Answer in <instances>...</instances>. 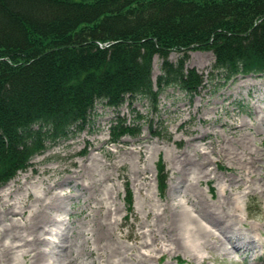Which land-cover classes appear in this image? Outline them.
<instances>
[{"label":"rangeland","instance_id":"374dc122","mask_svg":"<svg viewBox=\"0 0 264 264\" xmlns=\"http://www.w3.org/2000/svg\"><path fill=\"white\" fill-rule=\"evenodd\" d=\"M182 53L171 50L168 57L175 62ZM186 53L185 68L203 78L195 93L167 88L157 109L145 99L118 108L98 104L83 130L48 144L0 186V231L5 229L0 264H32L33 256L40 264H112L121 255L120 264H134L139 245L134 234L141 226L146 231L153 215L171 205L189 209L214 237L195 254L174 249L145 264H264V75L240 74L216 86L209 82L212 50L188 47ZM160 64L154 55V81ZM137 116L139 135L109 142L116 118L128 124ZM159 162L166 173L161 193ZM200 192L216 206L217 227L192 211L204 204L197 201ZM6 200L17 202L15 215L2 212ZM167 214L158 223L164 225ZM225 224L231 227L227 236L221 233ZM155 229L158 236L166 234ZM146 249L155 248L141 251Z\"/></svg>","mask_w":264,"mask_h":264},{"label":"trees","instance_id":"16d2710c","mask_svg":"<svg viewBox=\"0 0 264 264\" xmlns=\"http://www.w3.org/2000/svg\"><path fill=\"white\" fill-rule=\"evenodd\" d=\"M188 47L212 50L216 86L264 75V0H0V186L83 130L98 104L157 109L167 88L195 93L203 78L185 68ZM171 50L183 52L175 62ZM137 118H116L109 142L139 135ZM157 172L161 193L162 162Z\"/></svg>","mask_w":264,"mask_h":264},{"label":"bare ground","instance_id":"6f19581e","mask_svg":"<svg viewBox=\"0 0 264 264\" xmlns=\"http://www.w3.org/2000/svg\"><path fill=\"white\" fill-rule=\"evenodd\" d=\"M197 147V146H196ZM248 157V156H247ZM242 160V159H241ZM248 167V166H247ZM87 168V167H86ZM246 168V167H245ZM68 169V168H67ZM191 169V168H190ZM87 171V170H86ZM247 173V172H246ZM80 175V174H79ZM255 177V176H254ZM254 179V178H253ZM238 180V179H237ZM247 180V179H246ZM258 180V179H257ZM241 181V180H240ZM191 182V181H190ZM56 183V182H55ZM241 183V182H240ZM255 184V183H254ZM264 184V183H263ZM83 185L86 186V184L84 183ZM242 185V184H241ZM248 185V184H247ZM243 186V185H242ZM8 188V187H7ZM23 188V187H22ZM9 189V188H8ZM25 189V188H24ZM192 189V188H191ZM256 189V188H255ZM12 190V189H11ZM189 190V189H188ZM259 190V189H258ZM251 191V190H250ZM255 191V190H254ZM7 192V191H6ZM228 193V192H227ZM9 194V192L7 193V195ZM13 194V193H11ZM192 194V193H190ZM6 195V196H7ZM263 195V194H262ZM229 197V196H228ZM5 198V197H4ZM38 198V197H37ZM173 198V197H172ZM197 201L201 200L204 202V204L201 207H198L192 211H195L198 213V216L201 219H204L206 223H210L211 221L216 223V227H217V222H216V216L213 215L214 212L216 211V206H213L206 200V198H204L203 193H199L197 196ZM3 199V198H2ZM7 199V198H6ZM171 199V198H170ZM167 202L168 203V200ZM187 200L190 201V198H187ZM7 202L3 203L4 206V210L2 212H7L8 214H12L15 215L16 212V208L17 207V202H9L8 200H6ZM45 201V200H44ZM43 201V202H44ZM172 201V200H171ZM42 202V200H41ZM42 202V203H43ZM215 202V201H214ZM1 203V202H0ZM197 203V202H196ZM222 203V201H221ZM163 204V203H162ZM199 205V204H198ZM217 205V204H216ZM239 205V204H238ZM42 206V205H41ZM180 206V205H179ZM185 206V205H184ZM196 206V205H195ZM47 208V207H46ZM49 208V207H48ZM181 207H175L174 205L171 206H165L164 209L162 210V212L160 214H154L153 216V221L152 223L147 224V230H141L144 226H141L140 228V232L135 233V237L136 239L138 238V252H136L137 254H135V257H138L135 261L134 264H145L147 259H152L153 257H155L158 254L164 253L165 251H171V250H178V249H182L185 250L187 252H191L193 254L197 253L199 251V249H204L208 237L210 239L211 236L214 237V231H212L211 228H209L207 226V224L201 222L200 219H198L196 216H194L193 214H191L187 209L182 208ZM224 207L222 206H218L219 212L222 213H226V210L223 209ZM236 208V207H235ZM162 209V208H161ZM160 209V210H161ZM42 210V209H41ZM108 210V209H107ZM40 211V210H39ZM46 211V210H45ZM109 211V210H108ZM165 211L168 212V214L166 215L167 218H165L164 221V225H161L162 223H158V220L162 218V215L165 214ZM233 211V209H232ZM34 212V211H33ZM17 213H19L17 211ZM232 213V212H231ZM22 214H24V212L22 211L21 214H19L22 217ZM110 215V214H109ZM11 216V215H10ZM36 216V215H35ZM241 216V215H240ZM239 216V218H240ZM3 217V216H2ZM28 217V216H27ZM108 217V216H107ZM234 217V216H233ZM51 218V217H50ZM104 218H106V216H104ZM25 219V218H24ZM30 219V218H29ZM108 220V219H107ZM45 221V220H44ZM105 221V220H104ZM110 221V219H109ZM239 221V220H238ZM241 221V220H240ZM50 222V221H49ZM160 222V221H159ZM163 222V221H162ZM35 223V222H33ZM38 223V222H37ZM42 224V223H41ZM49 224V223H48ZM53 224V222H52ZM40 225V224H39ZM212 225V224H211ZM37 226V225H36ZM46 225H44L45 227ZM214 226V225H213ZM223 227H226V229L222 230V235H226V232L229 233L231 232V227L228 224L222 225ZM160 229L162 233H165V235L163 236H158L156 234V229ZM215 227V226H214ZM44 229V228H43ZM219 229H222L219 226ZM47 230V229H46ZM59 230V228H58ZM50 231V230H49ZM55 231V230H54ZM57 231V230H56ZM60 231V230H59ZM159 231V230H158ZM5 233V229L3 228V230L0 231V242H1V235ZM34 233V232H33ZM41 233V232H40ZM47 233V232H46ZM52 233V232H51ZM58 233V232H57ZM56 233V234H57ZM38 234V233H37ZM31 235V234H30ZM44 235V234H43ZM54 235V233H53ZM29 236V235H28ZM27 236V237H28ZM40 236V235H39ZM62 236V234H61ZM59 237V236H58ZM36 239V238H35ZM150 239V241L148 240ZM31 240V239H30ZM52 240V239H51ZM54 240V239H53ZM217 241V240H216ZM220 241V239L218 240ZM222 241V240H221ZM225 241V240H224ZM223 241V243H224ZM254 241V240H253ZM45 242V241H44ZM47 242V241H46ZM54 242V241H53ZM48 243V242H47ZM220 243V242H219ZM222 243V242H221ZM73 244V243H72ZM212 244V242H211ZM210 245V244H209ZM208 245V246H209ZM214 245V244H213ZM225 245V244H224ZM71 246V245H70ZM154 246V247H153ZM223 246V245H222ZM155 248L153 250H147V252L141 251V248ZM214 247V246H213ZM7 248V247H4ZM219 248V247H218ZM217 248V249H218ZM44 249V248H43ZM45 250V249H44ZM7 251V250H5ZM204 251V250H203ZM223 252V250H222ZM33 253V252H32ZM40 253V252H38ZM203 253V252H202ZM30 252H26L25 256H29ZM228 255V254H227ZM198 256V255H197ZM225 256V255H224ZM205 257V256H204ZM33 260L32 264H40L38 263V257L36 258V256L32 257ZM124 256L121 255V257L119 256L117 260L113 261L112 264H120L121 261L123 262ZM162 259V258H161ZM202 259V258H201ZM72 260V259H71ZM202 261V260H201ZM41 262V261H40ZM42 264V263H41ZM68 264H71L70 262H68ZM203 264V263H202Z\"/></svg>","mask_w":264,"mask_h":264}]
</instances>
